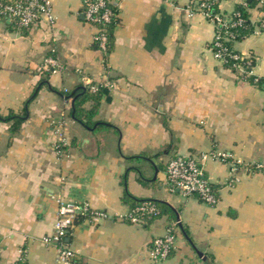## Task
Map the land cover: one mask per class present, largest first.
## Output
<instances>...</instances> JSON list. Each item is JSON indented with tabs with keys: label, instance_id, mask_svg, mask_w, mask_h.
<instances>
[{
	"label": "crops",
	"instance_id": "obj_1",
	"mask_svg": "<svg viewBox=\"0 0 264 264\" xmlns=\"http://www.w3.org/2000/svg\"><path fill=\"white\" fill-rule=\"evenodd\" d=\"M116 1L107 51L94 43L83 0H52V27H20L0 16V114L22 117L17 129L0 119V264L21 257L22 264H61L56 246L43 241L54 229L57 197L106 212L96 220L78 216L69 228L66 240L80 264H264L262 171H232L227 161L209 159L213 204L170 191L166 176L178 153L216 149L263 159L264 84L242 79L215 56L216 25L190 13L189 0ZM240 1L219 6L230 12ZM233 46L264 78V29ZM50 53L63 70L40 73ZM92 85L103 86L97 100L82 103L93 112L74 116L64 88L76 96ZM59 129L62 154L55 149ZM135 198L169 210L133 223L125 213ZM170 226L174 246L154 261L151 241Z\"/></svg>",
	"mask_w": 264,
	"mask_h": 264
},
{
	"label": "built area",
	"instance_id": "obj_2",
	"mask_svg": "<svg viewBox=\"0 0 264 264\" xmlns=\"http://www.w3.org/2000/svg\"><path fill=\"white\" fill-rule=\"evenodd\" d=\"M240 2L244 3V0ZM117 5L116 0H83V17L87 22L95 26L94 43L104 51L107 48L108 42L106 24L111 20L112 16L117 14ZM112 6L116 9L112 8ZM251 7L260 13L258 19L252 20L251 18L254 30L256 28L261 29L264 27V0H256V3ZM188 10L190 13L200 12L212 20L216 26L217 24H221V22L226 24L219 16L211 14L206 0H189ZM0 16L13 20L20 27H30L38 23H45L48 27H52L55 23L52 0H0ZM220 37V32L216 29L210 44L215 56L223 62L226 61L227 56L231 57L235 60L232 65L236 70L246 76L252 75V65L250 63L243 64L240 61V59L245 57L244 54L235 49L234 46L231 47V50H227L226 47L221 45ZM234 41L236 40H233V43ZM62 70L63 64L54 53L44 56L38 65L40 73L54 74ZM91 88L96 89L97 85H92ZM67 91L64 88V92L67 93ZM64 100L70 102V97L64 96ZM64 124L65 121H63ZM65 145V134L59 129V139L55 144L56 152L62 154ZM209 159L227 161L231 165L232 171L237 166H243L247 170H258L264 173V158L244 161L241 158L232 157L228 151L216 149L203 151L194 155L178 153L171 156L166 163L169 190L179 192L185 196L194 195L208 204L215 203L217 201L216 190H214L212 186L213 182L206 171V162ZM231 182L229 184H232ZM56 201L54 229L50 235L43 237V241L53 243L56 246L58 259L61 264H80L76 251L66 240L68 230L78 216L96 220L100 216L106 215V212L92 209L88 202L69 201L60 197H57ZM137 212L156 214L158 207L153 201L145 200L134 209L128 210L125 213V217L133 223L140 224L144 218ZM175 240L176 234L171 229V226L167 228L163 235L155 236L151 241L149 250L151 258L154 261L166 258L169 255V251L173 248ZM15 264H22V257Z\"/></svg>",
	"mask_w": 264,
	"mask_h": 264
},
{
	"label": "trees",
	"instance_id": "obj_3",
	"mask_svg": "<svg viewBox=\"0 0 264 264\" xmlns=\"http://www.w3.org/2000/svg\"><path fill=\"white\" fill-rule=\"evenodd\" d=\"M219 1L220 0H206V3L208 4V9L212 15H217L221 18V20L223 22H226V24H223L222 22H221V24H217L216 29L220 32V35H221V37L219 39L221 45L226 47L227 50H231V47L233 46V40H240L254 30V26H253V23L251 21V12H250L249 8L256 3V0H244V3L237 2V3H235L233 10L230 12L222 11L220 9V6H219ZM112 8H115V7L112 6ZM259 8H261V7H259ZM116 15L112 16L111 20L109 22H107V24H106V33L108 36L106 51L109 50L111 48V45H112L113 27L117 21ZM238 20H240V21L236 22ZM261 29H264V27H262ZM234 61L235 60H233L231 57L227 56L224 64L226 66L231 67V68L236 70V68H234L232 65V63ZM240 61L243 64L250 63L251 65H253V63H254V60L251 57H243L242 59H240ZM239 75L242 79L246 78L250 82H254V83H258V84H264V78H259V77L255 76L254 74L246 76L242 73H239ZM102 87H103L102 85H97L96 89H92V88L88 87L84 91H82V93H80L76 96H75L76 91L72 92V93L68 92L65 94V96H69L71 98V101H72V108L71 109H74V116L79 117L82 112L84 114H86V116H89L91 114V112H93V110L87 111L86 109H84L82 107V103L85 100H88L90 98L97 100L101 91L103 90ZM72 96H74L73 100H72ZM0 119L7 120V121L12 119V121H13L12 129H17L21 120H22V117L17 116L13 113H10L7 115L0 114ZM212 186L214 187V190H216V186L214 184ZM127 199H129V198H127ZM145 200L153 201L158 207V212L156 214L137 212L138 214L142 215V217L144 218V220L142 222L143 224H146L148 221H151V219H154L155 217L160 215V213H162V208L165 210H169L168 207L164 203H160L159 201H156V200H153L150 198H135V199L130 200L128 210L134 209L137 205H139L141 202H143ZM160 206H162V207H160ZM82 217H84V216H81V218ZM170 251H169V253H170Z\"/></svg>",
	"mask_w": 264,
	"mask_h": 264
}]
</instances>
